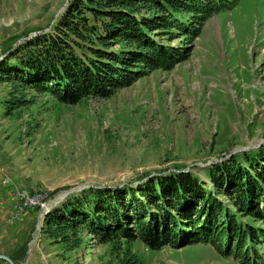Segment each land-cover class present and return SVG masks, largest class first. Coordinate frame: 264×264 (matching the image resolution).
<instances>
[{"label":"rangeland","instance_id":"1","mask_svg":"<svg viewBox=\"0 0 264 264\" xmlns=\"http://www.w3.org/2000/svg\"><path fill=\"white\" fill-rule=\"evenodd\" d=\"M69 1L0 0V57L49 30ZM174 34L169 42L185 46L180 60L107 95L70 103L24 88L32 102L7 113L13 88L0 80V248L16 250L13 264H129L125 252L137 264H240L208 244L149 249L137 238L99 243L79 231L71 248L43 230L45 212L68 195L177 169L207 181L206 165L230 155L245 164L264 145V0H235L196 34ZM15 188L42 193L44 204L15 215Z\"/></svg>","mask_w":264,"mask_h":264},{"label":"trees","instance_id":"2","mask_svg":"<svg viewBox=\"0 0 264 264\" xmlns=\"http://www.w3.org/2000/svg\"><path fill=\"white\" fill-rule=\"evenodd\" d=\"M233 3L70 0L49 30L0 57V80L13 88L7 113L32 102L24 88L73 103L87 94L107 95L149 68L169 67L185 55L184 45L169 42L174 33L196 34L207 16ZM160 31L164 39L154 37ZM259 148L255 157L243 156L245 164L230 155L206 165L207 181L177 169L68 195L45 212L44 233L71 248L81 241L79 231L99 243L137 238L149 249L202 243L240 264H264V145ZM123 260L137 264L127 252Z\"/></svg>","mask_w":264,"mask_h":264},{"label":"built area","instance_id":"3","mask_svg":"<svg viewBox=\"0 0 264 264\" xmlns=\"http://www.w3.org/2000/svg\"><path fill=\"white\" fill-rule=\"evenodd\" d=\"M43 194L37 191L28 193L25 189H13L12 191V207L15 215L24 207L32 206L36 203L44 204L42 201Z\"/></svg>","mask_w":264,"mask_h":264},{"label":"crops","instance_id":"4","mask_svg":"<svg viewBox=\"0 0 264 264\" xmlns=\"http://www.w3.org/2000/svg\"><path fill=\"white\" fill-rule=\"evenodd\" d=\"M1 229L2 228L0 227V231H1ZM0 242H1V244L4 243L3 238L1 237V233H0ZM0 252H3L6 256H8L13 261L18 259V256L15 255V253H16L15 249H11L10 251H5V250L0 248ZM0 264H7V263H5L3 260H0Z\"/></svg>","mask_w":264,"mask_h":264},{"label":"water","instance_id":"5","mask_svg":"<svg viewBox=\"0 0 264 264\" xmlns=\"http://www.w3.org/2000/svg\"><path fill=\"white\" fill-rule=\"evenodd\" d=\"M0 260L5 261L7 264H13L12 261H11V259L8 258L6 255H4L2 253H0Z\"/></svg>","mask_w":264,"mask_h":264}]
</instances>
